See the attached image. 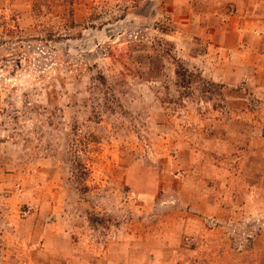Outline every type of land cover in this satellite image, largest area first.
I'll return each instance as SVG.
<instances>
[{
    "label": "rangeland",
    "instance_id": "rangeland-1",
    "mask_svg": "<svg viewBox=\"0 0 264 264\" xmlns=\"http://www.w3.org/2000/svg\"><path fill=\"white\" fill-rule=\"evenodd\" d=\"M0 264H264V0H0Z\"/></svg>",
    "mask_w": 264,
    "mask_h": 264
},
{
    "label": "trees",
    "instance_id": "trees-1",
    "mask_svg": "<svg viewBox=\"0 0 264 264\" xmlns=\"http://www.w3.org/2000/svg\"><path fill=\"white\" fill-rule=\"evenodd\" d=\"M81 169H82L81 171L83 172L84 171L83 169H85V166H81Z\"/></svg>",
    "mask_w": 264,
    "mask_h": 264
}]
</instances>
